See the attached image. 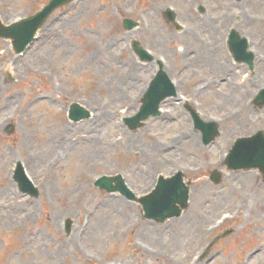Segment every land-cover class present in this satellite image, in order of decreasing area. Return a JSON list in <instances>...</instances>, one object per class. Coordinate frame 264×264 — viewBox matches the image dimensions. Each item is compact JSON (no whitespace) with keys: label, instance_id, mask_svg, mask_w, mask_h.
<instances>
[{"label":"rangeland","instance_id":"374dc122","mask_svg":"<svg viewBox=\"0 0 264 264\" xmlns=\"http://www.w3.org/2000/svg\"><path fill=\"white\" fill-rule=\"evenodd\" d=\"M48 1L0 0V19L9 23ZM168 6L181 30L165 21ZM126 18L139 25L126 31ZM231 27L248 37L257 56L253 71L226 49ZM39 34L22 56L0 39V264H189L225 229L231 234L196 264H264V180L222 162L236 138L264 131V106L250 103L264 87V0H74L57 8ZM133 39L162 57L169 74L180 69L170 76L180 80L182 96L169 98L161 115L136 132L120 118L138 107L146 67L154 63L137 60ZM211 43L229 55L239 78L196 60ZM184 99L206 121H218L210 145L193 129ZM72 101L91 117L68 120ZM8 122L15 124L11 135ZM18 161L39 187L38 198L17 190L11 175ZM178 168L190 183L189 206L163 223L144 220L136 203L92 186L101 173H121L141 194L158 173ZM213 169L218 183L210 180Z\"/></svg>","mask_w":264,"mask_h":264},{"label":"water","instance_id":"95a60500","mask_svg":"<svg viewBox=\"0 0 264 264\" xmlns=\"http://www.w3.org/2000/svg\"><path fill=\"white\" fill-rule=\"evenodd\" d=\"M10 32L12 30H17V26L9 28ZM17 38V36H16ZM76 111L79 110V107H76ZM80 111V110H79ZM262 151H258L256 154V158L261 163H264L262 160ZM185 195V190L181 188L179 185L176 188L171 189L168 185L161 186L157 189V191L153 194V197L149 200H145V206L148 210L149 214L151 213V209L153 208V214H166L168 211L173 209V205L175 201L181 202L182 197Z\"/></svg>","mask_w":264,"mask_h":264},{"label":"bare ground","instance_id":"6f19581e","mask_svg":"<svg viewBox=\"0 0 264 264\" xmlns=\"http://www.w3.org/2000/svg\"><path fill=\"white\" fill-rule=\"evenodd\" d=\"M196 60L200 64H202L203 67L207 64L211 67H216V66L223 67L224 71L226 72L227 78L230 80H231V78H233L236 75H238L237 76L238 78L240 76V72L238 70L239 68L230 64L229 58L226 57L225 54L222 52V48L219 46V44L214 45V43H211V45L205 49L201 58H198ZM63 130H65V128ZM60 135H61V133H60ZM55 139H56V141H58L57 137ZM63 146L68 147V142H64Z\"/></svg>","mask_w":264,"mask_h":264}]
</instances>
